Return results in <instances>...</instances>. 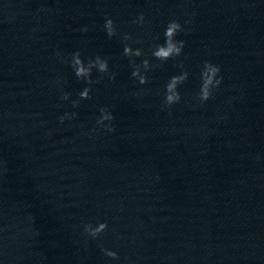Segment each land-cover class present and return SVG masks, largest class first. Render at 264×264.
I'll return each mask as SVG.
<instances>
[{
	"label": "water",
	"instance_id": "water-1",
	"mask_svg": "<svg viewBox=\"0 0 264 264\" xmlns=\"http://www.w3.org/2000/svg\"><path fill=\"white\" fill-rule=\"evenodd\" d=\"M0 264H264V0H0Z\"/></svg>",
	"mask_w": 264,
	"mask_h": 264
},
{
	"label": "clouds",
	"instance_id": "clouds-1",
	"mask_svg": "<svg viewBox=\"0 0 264 264\" xmlns=\"http://www.w3.org/2000/svg\"><path fill=\"white\" fill-rule=\"evenodd\" d=\"M180 25L177 23V22H172V26L168 29V32H167V35L168 36H171L172 35V33H173V30H174V28H177V27H179ZM217 70H219V69H217ZM207 98V94H205V99ZM172 98L171 97H169V100H171ZM104 226L103 225H101V228H103ZM111 255L113 256V257H115L116 256V253H111Z\"/></svg>",
	"mask_w": 264,
	"mask_h": 264
}]
</instances>
